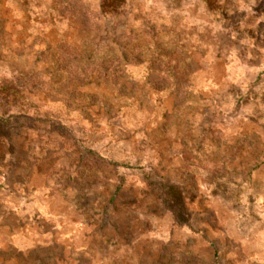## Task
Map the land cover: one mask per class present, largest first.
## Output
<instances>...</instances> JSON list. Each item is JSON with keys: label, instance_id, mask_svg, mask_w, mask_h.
Listing matches in <instances>:
<instances>
[{"label": "rangeland", "instance_id": "obj_1", "mask_svg": "<svg viewBox=\"0 0 264 264\" xmlns=\"http://www.w3.org/2000/svg\"><path fill=\"white\" fill-rule=\"evenodd\" d=\"M102 1L0 0V264H264V0Z\"/></svg>", "mask_w": 264, "mask_h": 264}, {"label": "trees", "instance_id": "obj_2", "mask_svg": "<svg viewBox=\"0 0 264 264\" xmlns=\"http://www.w3.org/2000/svg\"><path fill=\"white\" fill-rule=\"evenodd\" d=\"M123 2H124L123 0H103L102 7H105V8L111 7V9L116 11L117 6H121Z\"/></svg>", "mask_w": 264, "mask_h": 264}]
</instances>
